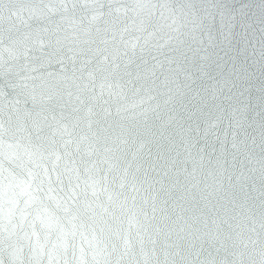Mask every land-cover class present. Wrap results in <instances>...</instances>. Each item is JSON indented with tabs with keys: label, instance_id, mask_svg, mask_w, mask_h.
Returning a JSON list of instances; mask_svg holds the SVG:
<instances>
[{
	"label": "clouds",
	"instance_id": "clouds-1",
	"mask_svg": "<svg viewBox=\"0 0 264 264\" xmlns=\"http://www.w3.org/2000/svg\"><path fill=\"white\" fill-rule=\"evenodd\" d=\"M9 5L27 23L0 20V102L44 111L46 136L67 126L57 147L99 188L113 260L144 264V249L152 264H264V0H0V17ZM57 34L84 51L42 50ZM61 68L74 82L50 99L21 93ZM46 163L53 176L67 166ZM30 167L0 155V183ZM17 247L5 234L0 264Z\"/></svg>",
	"mask_w": 264,
	"mask_h": 264
},
{
	"label": "snow or ice",
	"instance_id": "snow-or-ice-1",
	"mask_svg": "<svg viewBox=\"0 0 264 264\" xmlns=\"http://www.w3.org/2000/svg\"><path fill=\"white\" fill-rule=\"evenodd\" d=\"M7 8V18L0 17V20H4L12 27L18 23H27L24 6L9 5ZM28 13L35 15L36 10L30 8ZM67 41V37L61 38L57 34L54 46L50 42L45 45L42 37L39 44L42 50L55 47L57 58L65 47L78 54L84 51L79 48L78 37L70 44ZM130 47L134 51L137 44L131 43ZM9 58H14L11 50ZM53 58L51 53L42 56L40 58L42 66L50 64ZM48 77L51 79L42 80L39 90L27 82L20 85L21 93L30 97L33 105L38 101L42 102L45 96L50 99L52 95L58 94V86L61 84L69 86L70 79L74 82V78L69 77L63 68L59 73L49 72ZM29 79L31 77H23L24 81ZM8 104H11V107H8ZM8 104L0 102V113L7 110L15 116V121L13 124L12 115L8 117V127L0 121V155H4L10 161L18 160L22 164L26 162L32 165L25 169V176L12 175L7 184L0 183V241L5 234L9 239L16 236L18 240L17 249L11 253L14 257L11 264H25L24 242L29 244L31 251L27 264H130L125 259L126 252L117 254L116 260H113L116 249L113 247L109 250L105 230L96 211V207L100 205L94 197L99 188L94 178L87 174L81 175L80 168L73 166L74 162L69 159L71 152L68 144L64 145L63 153L57 147V135L61 137L71 135L67 126L57 127L51 135L46 136L43 134L45 128L52 126L44 111L22 109L18 106V99L9 101ZM52 118L55 119V115ZM5 136L8 139H5ZM61 159L67 160V166L63 170L57 169L53 176L46 161ZM42 197L43 200L50 202L51 207L43 204ZM37 225L40 226V230H37ZM142 251L144 264H152L147 251L144 249Z\"/></svg>",
	"mask_w": 264,
	"mask_h": 264
}]
</instances>
